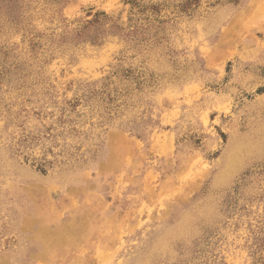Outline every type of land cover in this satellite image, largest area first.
I'll return each instance as SVG.
<instances>
[{"label": "rangeland", "instance_id": "1", "mask_svg": "<svg viewBox=\"0 0 264 264\" xmlns=\"http://www.w3.org/2000/svg\"><path fill=\"white\" fill-rule=\"evenodd\" d=\"M0 264H264V0H0Z\"/></svg>", "mask_w": 264, "mask_h": 264}]
</instances>
